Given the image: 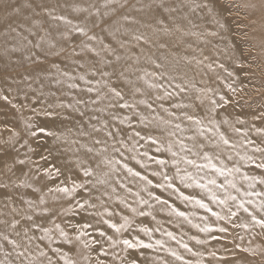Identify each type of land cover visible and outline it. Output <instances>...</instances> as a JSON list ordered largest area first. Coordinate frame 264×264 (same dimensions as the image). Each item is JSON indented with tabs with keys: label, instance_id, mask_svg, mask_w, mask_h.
<instances>
[{
	"label": "bare ground",
	"instance_id": "1",
	"mask_svg": "<svg viewBox=\"0 0 264 264\" xmlns=\"http://www.w3.org/2000/svg\"><path fill=\"white\" fill-rule=\"evenodd\" d=\"M240 12H246L250 20L235 18ZM76 27L96 39L88 40ZM241 27L251 29V39H243ZM141 34L147 43L132 38ZM249 43L256 50V64L251 62ZM104 72L109 76H103ZM144 73H156L159 79L151 75L145 79L163 87H148L138 79ZM105 81L121 89L135 107L110 108L107 99L90 103L96 93L86 89L107 92ZM176 84L186 90L181 92ZM136 87L141 92L136 93ZM164 89L173 95L157 100L164 96ZM248 92L254 98L247 97ZM77 100L84 103L77 104ZM263 106L264 0H0V221L19 220L21 237L28 228V235L37 238L33 247L39 244L53 264H63L60 257L64 253L75 264H95L98 259L105 264H130L132 260L136 264H264V229L253 226L249 214L236 206L244 201L257 218H264L259 208L264 202V184L250 188L251 181L243 179L244 175L264 178V170L240 159L247 154L259 163L264 155L253 151L257 146L264 148V133L256 131L264 129ZM189 115L211 131L201 135L198 126L186 119ZM113 116L128 119L121 124ZM41 127L44 133L39 132ZM217 128L235 147L219 140ZM106 132H112V137ZM149 136L157 143L148 140ZM96 139L103 143L95 144ZM181 142L191 151L182 150ZM88 147L93 151L88 152ZM205 153L217 167L240 169L227 176L236 188L228 186L224 176L184 162L187 158L206 164ZM84 167L93 175L84 177ZM186 174L192 179L181 180ZM212 179L224 187L208 184ZM72 181L83 187L71 195L54 190L71 188ZM249 192L261 195H245ZM227 195L236 201L219 204ZM196 200L210 210L199 207ZM213 212L225 219L218 220ZM125 218L128 226L120 232L104 223L120 225ZM33 224L50 229V246L48 239H38L43 233ZM55 225L68 234L71 244L60 237ZM206 225L211 230L201 231ZM0 231L21 239L3 224ZM100 231L105 235L100 236ZM81 232L85 234L78 241L75 237ZM108 237L139 240L152 247L125 249L121 243L112 247ZM85 243L90 246L86 248ZM185 244L187 249L182 247ZM5 248L10 251L6 243ZM54 248L60 251L54 253ZM101 248L106 256L100 255ZM47 257L38 259L47 264Z\"/></svg>",
	"mask_w": 264,
	"mask_h": 264
},
{
	"label": "snow or ice",
	"instance_id": "2",
	"mask_svg": "<svg viewBox=\"0 0 264 264\" xmlns=\"http://www.w3.org/2000/svg\"><path fill=\"white\" fill-rule=\"evenodd\" d=\"M107 2L111 3L112 0H107ZM196 7H208V5L207 4H204V5L197 4ZM253 7H255V6L253 5ZM165 11H169V9H165ZM171 11H175V9H171ZM52 19L61 20V21H64L65 23H71L70 21H66L65 18L62 17V16H53ZM124 19L128 20L129 18L128 17H124ZM157 23L158 24H163V20H158ZM223 26L224 25L221 24V27H223ZM12 31H15V29L13 28ZM75 31L77 33L81 34V35L86 36L87 39L90 40V41L96 39V37L94 35H88L86 30L84 28H82V27H76ZM163 31L167 32L168 29L164 28ZM132 38L134 40H136L137 42H139V41H144L145 43L148 42L142 34L141 35H133ZM121 46L123 47V45H121ZM36 47H39V44H37ZM84 47H88V45H84ZM104 48L106 50H108V45H104ZM116 59L119 60L120 57L116 56ZM155 66L157 68L161 67L160 64H156ZM221 67H223V66L221 65ZM102 75L107 77V76H109V73L104 72V73H102ZM123 75H124V73L121 72L120 76L123 77ZM149 75L157 76L156 73H144V75L138 77V79L143 80L144 83L147 84L148 87H150V88H162L163 87L162 85H159V84L149 83L148 80L145 79V77L149 76ZM228 75L231 76L232 73L229 72ZM80 79L82 81L85 80V78L83 76H81ZM157 79H159L158 76H157ZM85 83L90 84L91 81H85ZM69 87L75 88L77 86L74 85V84H70ZM104 87L107 89V92H100L97 88H94V87H88L86 89V91L88 93H93V92L96 93V99L91 100L90 103L97 104L100 101L107 99L109 101L108 107H110V108L131 109V108L135 107V105H133V104L129 103L127 100H125V96H124L123 91L121 89H119L118 87L110 84L107 81L104 82ZM175 87L178 88L181 92L186 90L184 87H182L179 84H176ZM229 87H231V86L229 85ZM134 91L136 93H139V92H141V89L136 87L134 89ZM233 91H235V89H233ZM172 95H173L172 92H169L166 89H164V96L163 97L157 96L156 99L160 100V99H164L166 97H170ZM2 98L3 99H7V97H2ZM220 99L224 100V97L221 96ZM76 103L77 104H81V103H84V101L77 100ZM139 103L143 104V105H146L149 109H152V105L148 104L147 101H145V100H140ZM212 103L215 104L216 101L213 100ZM66 107H72V105H66ZM173 107H184V105H173ZM98 110L99 111H103V109H98ZM165 111H167V109H165ZM169 115H171V113H169ZM112 118L114 120L119 119V122L121 124H124L125 121L128 119V117H124V118L121 119V118H119L117 116H113ZM93 119H95V117H93ZM140 119H141V121H143L145 119V117L141 116ZM186 119L191 121V122H193L195 125L198 126V130L200 131L201 135H203L205 130L211 131V129L203 128L202 127V122L198 118H195V117L189 115V116H186ZM164 123H169V122L168 121H164ZM225 123H227V121H225ZM29 127H31V125H29ZM92 127H93L94 131H97V132L101 131L100 128H96L95 126H92ZM175 128L179 129L180 125L176 124ZM38 130L41 133L45 132V129L43 127L39 128ZM235 131L239 132L240 129H235ZM256 131L264 133V129H257ZM31 134L34 136V135H36V132H32ZM81 134L84 135L85 133H81ZM215 134L219 137V140L224 145L229 146V147H235V145H231L230 144V141L227 138H225L224 134L221 133L218 128L215 130ZM47 135H54V133L48 132ZM106 135L109 136V137H112L113 134H112V132H106ZM135 135L140 137L141 139H145V137L140 136L139 132H136ZM147 139L150 140L153 144L157 143V141L155 139H153L151 136L147 137ZM189 139H191V137H189ZM94 143L99 145V144H102L103 142L101 140H99V139H96V140H94ZM247 143L248 144H252L253 142L252 141H247ZM180 146H181L182 150L191 151V149H188L187 146L184 145L182 142H181ZM201 147H203V146L201 145ZM103 150H106V149H102L101 151H103ZM87 151L88 152H92L93 149L91 147H88ZM157 151H159V149H157ZM169 151H171V146H169ZM253 151L264 154V148H261V147H258V146L254 147ZM172 155L175 156L177 154L175 152H172ZM193 155H195V153H193ZM203 159H205L207 161L206 164L198 165V164H196V161L191 160V159H187V158H184V162L186 164L193 165V166H195L197 168H200V169L208 168L212 172L216 173L217 175L224 176L225 177V183L228 186H230L232 188H236V185L232 181L228 180L227 176L231 175L233 173L240 172V169L238 167H232V168H227V167H223V166L217 167L216 164L212 163L211 158L208 156L207 153L204 154ZM229 159H231V157H229ZM240 159L242 161H244L246 164L251 162V163L255 164L256 168L264 170V155L261 156L259 163H256L254 157L249 156L247 154H244V155L240 156ZM20 163H23V161H20ZM105 163H108V161H105ZM157 163L163 165L165 163V161L158 160ZM221 164H223L222 161H221ZM125 167H127V166L125 165ZM127 170L130 173L132 172L131 168H128ZM45 171L47 172L48 170L46 169ZM82 171H83V176L84 177H90V176L93 175V172H92V170L90 168L84 167L82 169ZM178 171H179V169H178ZM56 173L59 174V169H56ZM135 175H139V173H135ZM165 179L167 180L169 178L165 177ZM187 179H192V177L190 175H187V174L184 177H181V180H187ZM243 179L245 181H251V183L249 184L250 188L253 187L254 184H256V183L264 184V178L257 179V177H255V176L249 177L247 175H244ZM102 182L103 181H101V183ZM148 183H151V181H148ZM208 184L215 185L217 187H224V185H217V182H216L215 179L209 180ZM167 186L169 188L173 187V185L171 183H169ZM185 186H191V185L186 184ZM197 186L201 187V188H206L207 187V185H205V184H198ZM81 187H83L82 184H78V183H75V181H72V187L71 188H69L67 186H62V187L58 186L54 190L56 192L63 193L65 195H71L72 193L76 192V190L78 188H81ZM236 190L239 191V189H236ZM50 191H51V189H50ZM245 195H248V196H252V195L259 196V195H261V193L249 192V193H246ZM183 198L186 199V200L193 199L192 197H183ZM211 198H212V200L214 202L217 201L216 196L213 195ZM157 199H159V198H157ZM236 199L237 198L235 196L227 195L225 199H220L218 201V203L221 204V205H225V204H227L228 200L236 201ZM28 203L31 204V202H28ZM40 203L41 204L44 203L43 198H41ZM164 203H166V202H164ZM195 203L201 208H205L206 210H210V209H207V205H205L200 200H196ZM247 203H252V201H247ZM236 206H237V208L243 209L244 212L249 214V216L251 217V221H252L253 226H259L261 229H264V218H257L256 215H254L252 212L249 211V209L247 207H245V202L244 201H240ZM81 207H83V205H81ZM259 208H260V210L262 212H264V202H262L259 205ZM13 211H15V210H13ZM173 211H175V209H173ZM140 214L144 215L145 213L141 212ZM176 214L178 216H181V217L185 216V214L183 212H177ZM212 215L216 216L218 220L225 219L224 216H221L220 214H218L216 212H213ZM231 215L235 216L236 212H231ZM26 218L29 221L32 220V216H27ZM104 223L107 224L109 228L115 230L116 232H120L122 229H125L128 226L127 218H125V223L120 224V225H116L114 223H111L108 220H105ZM0 224H3L7 230H10L12 233H14L15 237H21V232L17 231V227L20 224L19 220L13 219V220H11V222L6 221V220L5 221H0ZM32 227L37 228L41 233H43V235L39 236L38 239L40 241H44L45 239H48L49 240V246H50V244H51V236L49 235L50 229L40 227L39 225H36V224H33ZM83 227L87 228V227H89V225H84ZM55 228L59 232L60 237H62L65 240L66 243H69V244L72 243V241L68 238V234L63 229H61L59 225H55ZM210 230H211L210 227L207 226V225L204 228H201V231H203V232H209ZM142 231L147 232V229H142ZM218 231L225 232L226 229L225 228H219ZM28 232H29V229L25 228L23 230V237H21V239L18 240V239L13 238V236L9 234V231H0V253H3V255H4V259H0V264H42V261L39 260L38 258L47 257V253L40 247L39 244H36L33 247V241L35 239H37V238L35 236L28 235ZM84 234L85 233L81 232L80 234H78L75 237V239L79 241L80 238H81V235H84ZM99 235L100 236H104L105 233L103 231H100ZM167 235L171 237L172 233H167ZM213 238H215V237H213ZM108 240L110 241V246H112V247H115V245L117 243L123 244L125 249L150 248V247H152L151 244H145V243H143L142 241H139V240H136L135 243H133L132 241H130L128 239L115 241V240L112 239V237H108ZM22 241H24V242H22ZM198 242H201V241H198ZM5 243L10 248V251L5 248ZM159 243L160 242L157 241V244H159ZM84 246L87 248L90 245H89V243H85ZM182 247L187 249L188 246L185 244V245H182ZM188 250L191 251V249H188ZM52 251L54 253H58L60 250H59V248H54V249H52ZM107 254L108 253H107V251L104 248L100 249V255H105L106 256ZM172 255H176V254L172 253ZM10 257H14V259H9ZM60 258L63 260V264H75L74 261H72L71 259L68 258L67 253L62 254ZM176 258L177 259H181V257H179V256H176ZM85 259H88V257H85ZM113 259H117L115 254L113 255ZM47 264H53V261H52L51 257H47ZM95 264H105V262L103 260H99L98 259V260H96ZM121 264H123L122 261H121ZM130 264H136V261L132 260L130 262Z\"/></svg>",
	"mask_w": 264,
	"mask_h": 264
},
{
	"label": "rangeland",
	"instance_id": "3",
	"mask_svg": "<svg viewBox=\"0 0 264 264\" xmlns=\"http://www.w3.org/2000/svg\"><path fill=\"white\" fill-rule=\"evenodd\" d=\"M237 7H238V6H237ZM237 11L239 12V10H237ZM235 15L237 16V17H235V18H238V20H239V19H243L244 21H247V22L250 20V19L248 18V16H247V13H246V12L243 13V15H242L241 12H240V13H236ZM236 27L239 29V28H240V25L237 23V26H236ZM241 31H242L243 39H246V38L251 39V38H252V31H251L250 28L247 29V28L245 27V30L243 31V30H242V27H241ZM66 39H67V36H65V40H66ZM247 49H248V53H249L250 58H251V62H252L253 64H256L257 62H256L255 60H253V57H254V55H255L256 50H254V48L252 47V44H251V43L248 44ZM255 68H257L256 65H255ZM255 68L253 67L254 70H255ZM247 97H252V98H254L253 95H251L250 92H248ZM263 107H264V106H263Z\"/></svg>",
	"mask_w": 264,
	"mask_h": 264
}]
</instances>
